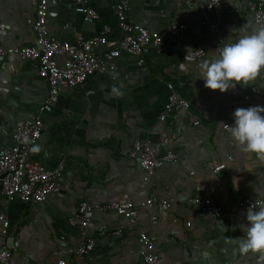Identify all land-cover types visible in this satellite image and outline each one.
Masks as SVG:
<instances>
[{"label": "crops", "instance_id": "crops-1", "mask_svg": "<svg viewBox=\"0 0 264 264\" xmlns=\"http://www.w3.org/2000/svg\"><path fill=\"white\" fill-rule=\"evenodd\" d=\"M117 1L83 0L100 16L86 22L75 11V0H49V33L72 42L78 36H93L108 24L111 32L107 43L97 49L100 54L116 46L121 36L113 13ZM128 1L126 20L158 32L163 38L161 52L151 51L139 64L136 56L123 50L103 73L91 75L73 89H62L48 110H39L47 86L35 62L0 58V150L11 146L17 122L39 116L44 125L33 157L45 166L63 165L58 180L61 197L22 203L15 196L0 195V213L9 221L6 230L0 225V249L18 240L19 246L12 248L15 264H54L59 258H65L66 264H143L137 239L143 230L153 238L162 264H264V252L244 253L237 242L244 235L242 226L248 224L247 212L228 209L243 196L264 198V154L244 151L222 127L230 110L264 107V69L247 85L236 84L225 92L205 87L202 78L203 64L219 57L212 49L218 36L225 45L245 30L264 26L240 9L256 0H222L237 11L210 19L208 24L216 23L214 30L200 24L207 0ZM34 14L31 0H0V45H33ZM178 23H185L187 29L173 38L170 32ZM199 47L207 48V57H194ZM251 85L257 91L246 100ZM171 93L187 100L188 109L166 112L164 104ZM163 138L168 142L161 149L171 150L177 158L161 161L145 182L140 163L128 154L131 144L136 139L158 144ZM217 164L222 166L214 173ZM215 175L223 182L221 191ZM197 195L222 205L223 215L215 219L193 204ZM148 198L155 203L138 205ZM161 199L170 207L163 209ZM83 200H128L139 209L135 220L93 209L89 226L72 227L67 220ZM88 237L95 245L87 255L68 254V247Z\"/></svg>", "mask_w": 264, "mask_h": 264}, {"label": "built area", "instance_id": "built-area-1", "mask_svg": "<svg viewBox=\"0 0 264 264\" xmlns=\"http://www.w3.org/2000/svg\"><path fill=\"white\" fill-rule=\"evenodd\" d=\"M75 11L80 13L86 22H93L99 19L98 12L91 6L83 4V0H75ZM34 7L33 30L35 33V43L26 46H2L0 45V58L16 57L22 60H31L36 64L39 77L44 80L47 92L40 111L48 110L57 100L64 88L73 89L86 82V80L96 73H103L106 67L113 64V60L119 56L121 50L127 51L136 56L138 63L143 64L145 56L151 51L157 53L162 50V36L147 29L143 25L126 20V13L130 10L128 0H118L113 5L114 16L118 20L121 36L116 46L111 47L100 54L98 48L108 41L111 27L103 24L100 31L90 37L78 36L74 41L68 42L60 40L50 35L48 30V9L49 0H31ZM244 12L251 14L255 24L264 22V0L249 2L240 7ZM237 10L233 7H226L222 0H207L201 25H208L211 30L216 28V23L208 24L210 19L226 12L234 14ZM185 23L176 24L170 32L171 37L179 38L186 31ZM224 44L222 38L218 36L215 46L212 48L214 54L218 55ZM196 59L208 56L207 48L199 47L193 51ZM251 92L246 93L244 98L249 100L251 93L257 91L255 85H251ZM187 100L178 94L171 93L164 104L166 112L171 109H188ZM235 110H230L228 115L222 119V127L229 131V127L234 125ZM164 118V114L160 115ZM193 124L198 125L199 120H194ZM43 120L39 116L27 118L17 122L11 131L12 144L8 148L0 150V195L4 197L15 196L22 203H41L49 196L61 197L58 180L63 173V165L58 162L55 166H45L38 159L33 157L36 152V143L40 139L43 130ZM167 138L160 140L158 144H150L148 141L134 140L131 144L129 156L140 163L145 172L143 180L146 182L161 161L175 162L177 155L169 149L163 151L161 147L167 146ZM229 160L232 157H228ZM221 164L214 165L212 171L218 173ZM217 189L223 190L221 178L215 175ZM155 200L148 198L138 204L140 206H151ZM159 205L163 209L170 207L167 200H159ZM192 203L201 210L218 219L223 215L224 208L210 197L194 196ZM264 203V198L252 199L246 196L236 199L230 206L231 212L238 210L246 211L252 204ZM100 212H114L120 216H129L136 219L139 206L132 201H110L105 203L80 201L76 212L68 218V224L72 227L79 226L86 228L91 223V210ZM155 218V217H153ZM190 222H186L189 226ZM0 225L3 229L9 227V221L4 213H0ZM119 234V231L114 232ZM138 243L140 247V258L143 264H162L161 255L155 250L153 238L145 231L138 233ZM95 240L88 237L75 247H68V254L79 258L87 255L94 247ZM19 246V241H13V245L3 244L0 249V264H15L12 261V248ZM54 264H66L65 258H59Z\"/></svg>", "mask_w": 264, "mask_h": 264}, {"label": "clouds", "instance_id": "clouds-1", "mask_svg": "<svg viewBox=\"0 0 264 264\" xmlns=\"http://www.w3.org/2000/svg\"><path fill=\"white\" fill-rule=\"evenodd\" d=\"M232 2V0H230ZM264 69V26L227 43L213 58L203 64L205 87L225 92L236 84L247 85ZM264 107H238L235 122L229 127L232 137L249 153L264 154ZM248 224L244 235L237 237L242 252H264V203L252 204L246 213Z\"/></svg>", "mask_w": 264, "mask_h": 264}, {"label": "water", "instance_id": "water-1", "mask_svg": "<svg viewBox=\"0 0 264 264\" xmlns=\"http://www.w3.org/2000/svg\"><path fill=\"white\" fill-rule=\"evenodd\" d=\"M121 52H123V50H121Z\"/></svg>", "mask_w": 264, "mask_h": 264}]
</instances>
